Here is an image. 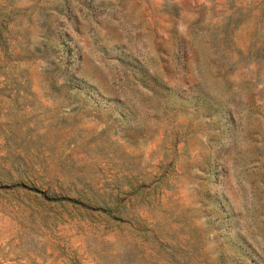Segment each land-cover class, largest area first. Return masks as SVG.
<instances>
[{"label":"rangeland","instance_id":"rangeland-1","mask_svg":"<svg viewBox=\"0 0 264 264\" xmlns=\"http://www.w3.org/2000/svg\"><path fill=\"white\" fill-rule=\"evenodd\" d=\"M0 264H264V0H0Z\"/></svg>","mask_w":264,"mask_h":264},{"label":"trees","instance_id":"trees-1","mask_svg":"<svg viewBox=\"0 0 264 264\" xmlns=\"http://www.w3.org/2000/svg\"><path fill=\"white\" fill-rule=\"evenodd\" d=\"M234 94H236V95H238V93L236 92V90L234 91ZM234 94H232V95H230V99H233V97L235 96ZM238 97H239V95H238ZM218 107V106H217ZM218 109V108H217Z\"/></svg>","mask_w":264,"mask_h":264}]
</instances>
